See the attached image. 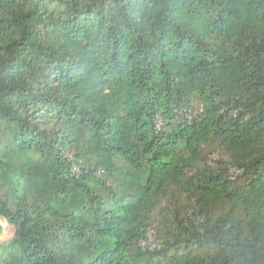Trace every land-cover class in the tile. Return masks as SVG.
Returning <instances> with one entry per match:
<instances>
[{
	"label": "trees",
	"instance_id": "1",
	"mask_svg": "<svg viewBox=\"0 0 264 264\" xmlns=\"http://www.w3.org/2000/svg\"><path fill=\"white\" fill-rule=\"evenodd\" d=\"M0 264H264V0H0Z\"/></svg>",
	"mask_w": 264,
	"mask_h": 264
},
{
	"label": "rangeland",
	"instance_id": "2",
	"mask_svg": "<svg viewBox=\"0 0 264 264\" xmlns=\"http://www.w3.org/2000/svg\"><path fill=\"white\" fill-rule=\"evenodd\" d=\"M13 235L12 233H10V231L5 228L2 236H0V245L1 246H6V245H9L10 243H13L14 242V239H13Z\"/></svg>",
	"mask_w": 264,
	"mask_h": 264
}]
</instances>
